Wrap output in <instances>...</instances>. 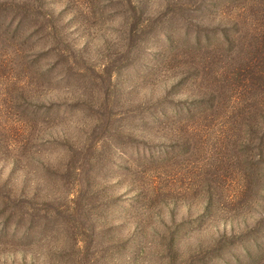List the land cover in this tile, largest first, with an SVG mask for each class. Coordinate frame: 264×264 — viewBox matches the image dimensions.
I'll return each mask as SVG.
<instances>
[{
    "label": "rangeland",
    "instance_id": "rangeland-1",
    "mask_svg": "<svg viewBox=\"0 0 264 264\" xmlns=\"http://www.w3.org/2000/svg\"><path fill=\"white\" fill-rule=\"evenodd\" d=\"M0 264H264V0H0Z\"/></svg>",
    "mask_w": 264,
    "mask_h": 264
}]
</instances>
